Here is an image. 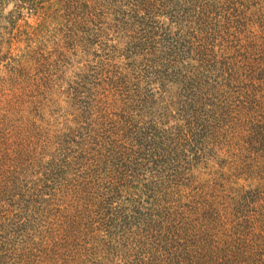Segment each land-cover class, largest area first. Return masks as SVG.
I'll return each instance as SVG.
<instances>
[{
    "label": "trees",
    "instance_id": "obj_1",
    "mask_svg": "<svg viewBox=\"0 0 264 264\" xmlns=\"http://www.w3.org/2000/svg\"><path fill=\"white\" fill-rule=\"evenodd\" d=\"M183 1L201 2H166ZM162 2L0 0V264H264V66L260 85L246 70L230 80L231 63L218 61L205 32L219 2L184 10L178 31L154 22L167 16ZM7 3L15 9L5 15ZM119 6L118 37L112 28L121 26L109 21L121 20ZM29 13L42 18L37 27L19 24ZM50 17L69 28L40 45ZM234 44L237 54L248 47ZM78 49L91 62L80 66L74 87L55 68L71 65ZM125 53L131 64H115ZM187 59L204 63L198 73L183 72ZM203 69L236 85L243 104L204 100L212 78ZM57 99L74 108L72 118L42 115L39 125L37 111L63 108ZM176 111L187 124L179 134L142 132L144 122H162L152 116L168 122ZM191 156L208 160L211 179L187 185ZM158 174L186 188L159 220L143 200L154 197ZM130 189L134 198L121 206Z\"/></svg>",
    "mask_w": 264,
    "mask_h": 264
},
{
    "label": "rangeland",
    "instance_id": "obj_2",
    "mask_svg": "<svg viewBox=\"0 0 264 264\" xmlns=\"http://www.w3.org/2000/svg\"><path fill=\"white\" fill-rule=\"evenodd\" d=\"M167 0H163L161 3L164 4L163 6H166V9H164L163 6H160L161 11H164L167 16L163 17H155L154 22L160 26L161 23H169L173 27V31H178L180 28L181 22L185 20V15H184V10H190L196 9V7H202L204 2L210 3L211 1H217L218 7L214 8L215 16H216V23L215 25L209 29L206 30L209 35V37L212 40V43L215 42L217 44L216 50H217V57L218 61L221 62L222 56H225L226 59H224L225 63H231L230 68L232 67L233 69H229V75H230V80H235L236 78L245 76L247 72L245 73L244 71L248 72H253V75L255 76V79L258 82V85L262 82L260 79L263 74V66H264V0H201V2L197 5H191L188 2H181L180 6L175 7L171 5H168ZM184 4V9L181 10V12H172V9H180L181 6ZM192 8V9H191ZM199 8V10H200ZM15 9V6L13 3H7L5 7V12L4 14H9L11 11ZM53 8L50 10V12H54ZM57 11L59 10L56 8ZM221 10V11H220ZM122 11L121 6L116 8V14L119 16L120 21H117L116 15H113L112 17L110 16V23L114 26H121L123 24V16L120 14ZM216 11H220L219 14H216ZM191 12V11H190ZM173 14V15H172ZM175 16V17H173ZM243 19L242 23V29H236L235 27L237 26V21H240ZM5 20H3L0 17V24L4 23ZM27 21L29 27H37L41 21L42 18L39 15H34V14H24L23 19L20 21L19 24H24ZM186 25H189L187 23ZM185 25V26H186ZM71 26V25H70ZM179 26V27H178ZM235 26V27H234ZM27 27V26H24ZM187 27V26H186ZM185 27V28H186ZM225 27V28H224ZM69 27H67V22L63 23L62 20H53L51 17L48 21V30L45 31V34L43 36V41L40 45L43 44H50L52 43L55 39L62 38L61 34L63 30H67ZM217 28L222 29L221 31L225 34H220L217 33ZM114 29L111 34L116 35L118 33V37L120 34L122 35V26L118 28L113 27ZM216 30V31H215ZM216 32V33H215ZM228 32V33H227ZM65 33V31H64ZM236 38V40H234ZM233 40V41H232ZM232 41V42H231ZM234 42L238 45H243V46H248L247 48H240L241 53L237 54L235 50V44ZM117 42L113 41L111 44H116ZM20 47H23L24 44L21 43L19 44ZM263 45V46H260ZM259 49V50H257ZM150 51V50H149ZM77 54H72L76 59L72 61L71 65L66 66L65 64H59L57 63V66L55 69L59 71L60 74H68V76L64 75L66 79L70 78L71 85L76 87V81L78 77V69L82 68L80 66H87L91 60L88 59L87 54L82 53L81 49H78L76 51ZM252 53V54H251ZM43 55H47V53H43ZM70 56V55H68ZM71 57L73 59L74 57ZM198 56V55H197ZM43 57H48L51 59V56H43ZM122 57V56H120ZM196 59H201L199 57H196ZM118 66L122 65L123 67H127V65L131 64V61H128L126 59V53L125 56L122 57L121 59H117L116 61ZM202 63L199 60H192V59H187L184 62V66L188 67L187 69H183V72H197L200 68V65ZM254 69V70H253ZM200 72H208V73H201L203 77L205 78L206 76H210L212 78V82L209 84L204 100H206L209 103H212L214 105L219 104L220 99L223 101L234 104H243V101H238L239 98V92L237 88H235L236 85L230 86L229 83L225 80V77H219V81L217 78V75L222 76L223 74H217L218 71H213L215 75L210 71H207L206 69L201 70ZM229 80V81H230ZM68 85V84H66ZM263 85V84H262ZM157 86V85H156ZM68 86H65V88ZM159 88V86H157ZM258 92L259 95H264V88H259L258 87ZM59 97V96H56ZM69 101V103L72 104L73 98L71 97H66ZM56 99V98H55ZM59 103L63 106V108H59V110L56 108L57 106H54L53 109L48 108L46 110H43L42 112L37 111V115H34L35 117L38 118V124L41 125L43 123H40L39 118L40 116L45 115L47 118L49 117L48 114L54 119H60L61 121L66 122L69 118H72V115L70 113H73L74 108L72 106L70 107L69 104H67L64 100L63 102ZM71 100V101H70ZM45 113V114H44ZM26 115V113H25ZM156 120H162V122L154 123L152 126L149 123H143V129L142 132H151L153 134H158V132H162L161 135L167 136L168 133H173L175 135L179 134L180 132V126L179 125H187L186 124V118L184 116H181L179 111H176L174 117L171 118L168 122H166L165 118L159 114H156L155 116ZM35 119V118H34ZM46 119V118H45ZM47 120V119H46ZM27 125L28 128L30 129H35V127L38 124H33L32 122H23V125ZM45 124V123H44ZM150 134V135H153ZM145 137V136H143ZM141 137L140 139H147ZM138 140V139H137ZM136 140V142H137ZM223 150V149H222ZM249 150V149H248ZM246 150L245 154H249V151ZM191 160L194 162L193 166V175L191 178L190 183L188 182L187 185H192L191 183H199V182H204L212 178V168L210 163L206 158H203L202 156H191ZM213 164L215 162L212 161ZM152 173V172H150ZM153 176V175H152ZM149 176V177H152ZM158 176V184L156 185V192L153 191V196L156 197L160 202L156 203L155 206L153 205V200L154 197L149 196V193H147V196H143V200L147 206V208L153 212V217L159 220L162 215H164L167 212L168 208H173L177 207V203L175 202L176 199H172L176 195H178L180 192L184 193L186 188L183 187H178V184L176 183H171L168 184L167 181H165L164 177L170 180H172L168 175H156ZM259 177L264 178V171L260 173ZM147 182L150 184L151 181H149V178L146 179ZM154 180H156L154 178ZM155 182V181H154ZM157 182V181H156ZM259 182V181H258ZM135 184H139L138 182H135ZM178 187V188H177ZM135 189H130L123 191L121 194V197L118 198L119 202L122 204L121 206H128V199H133L134 196H132L133 191ZM167 195L169 198L167 199ZM261 201V200H260ZM129 216H139L142 217L143 215L139 212H136V210H132L130 212Z\"/></svg>",
    "mask_w": 264,
    "mask_h": 264
}]
</instances>
